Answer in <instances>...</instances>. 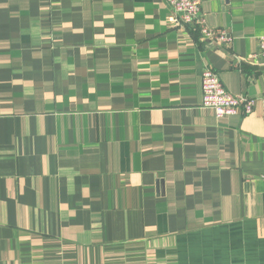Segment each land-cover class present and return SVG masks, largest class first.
I'll return each instance as SVG.
<instances>
[{"label": "crops", "instance_id": "obj_1", "mask_svg": "<svg viewBox=\"0 0 264 264\" xmlns=\"http://www.w3.org/2000/svg\"><path fill=\"white\" fill-rule=\"evenodd\" d=\"M199 1L229 46L164 0H0V264H264V0Z\"/></svg>", "mask_w": 264, "mask_h": 264}, {"label": "built area", "instance_id": "obj_2", "mask_svg": "<svg viewBox=\"0 0 264 264\" xmlns=\"http://www.w3.org/2000/svg\"><path fill=\"white\" fill-rule=\"evenodd\" d=\"M170 7L168 23L172 26H189L200 34L203 41L216 47L229 46L231 39L223 30H212L205 26L200 15L199 0H164ZM264 56V36L258 40V51L253 58ZM201 106L214 113L216 118L247 116L255 107V101L247 96H234L222 86L218 75L205 67L201 74Z\"/></svg>", "mask_w": 264, "mask_h": 264}, {"label": "trees", "instance_id": "obj_3", "mask_svg": "<svg viewBox=\"0 0 264 264\" xmlns=\"http://www.w3.org/2000/svg\"><path fill=\"white\" fill-rule=\"evenodd\" d=\"M193 28H191V30L189 29V31H191L192 33H198L196 30V32H194V29L192 30Z\"/></svg>", "mask_w": 264, "mask_h": 264}]
</instances>
